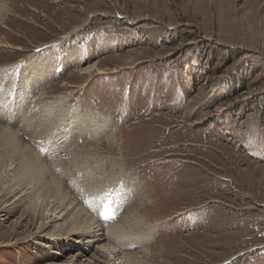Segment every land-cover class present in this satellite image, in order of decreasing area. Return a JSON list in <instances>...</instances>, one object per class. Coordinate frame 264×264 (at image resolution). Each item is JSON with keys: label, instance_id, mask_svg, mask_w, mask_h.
Wrapping results in <instances>:
<instances>
[{"label": "rangeland", "instance_id": "rangeland-1", "mask_svg": "<svg viewBox=\"0 0 264 264\" xmlns=\"http://www.w3.org/2000/svg\"><path fill=\"white\" fill-rule=\"evenodd\" d=\"M0 5V40L12 46L0 43V98L30 115L38 142L19 136L36 151L44 145L40 157L69 197L104 224L148 196L138 211L158 226L144 264H264V0ZM93 61L105 72L86 80L76 71ZM28 68L45 82L21 98ZM61 96L71 110L84 102L108 115L112 131L60 145L61 128L41 105ZM4 175L2 167L0 264L50 263L44 244L55 223L36 240L45 215L11 194ZM105 205L114 218H101Z\"/></svg>", "mask_w": 264, "mask_h": 264}, {"label": "bare ground", "instance_id": "bare-ground-1", "mask_svg": "<svg viewBox=\"0 0 264 264\" xmlns=\"http://www.w3.org/2000/svg\"><path fill=\"white\" fill-rule=\"evenodd\" d=\"M2 10H4V6L0 5V18ZM3 42L5 41L0 40L1 44ZM4 45L11 46L8 42H5ZM100 65L98 61H93L81 66L76 72L80 75H87L88 78L86 80H88L96 74L105 72V69L99 67ZM46 66V63L40 64V68ZM49 67L48 69L58 68L52 62ZM26 71L28 74H25L26 79L23 81L25 90L19 91L21 98L32 92V86L41 85L43 87L45 82V79L35 77L33 70L28 68ZM27 91L28 94H26ZM68 100L67 96H61L58 100L43 101L44 103L41 105L44 120L45 117L49 120L53 116V124L56 122V128H61L62 139L60 145L65 146L66 139L64 136H67L68 139L78 136H85V139L88 137V139H95L96 134L100 133L101 135L112 131L113 127L108 115H102L97 110L91 111L84 102L80 106L78 104L74 110H71ZM4 101V98H0V169L3 167L5 171L4 183L13 182V184L7 183L6 186L10 189V193L16 194L17 192L15 191L19 190L18 194L20 197L24 194L27 195L28 199L31 200L30 206L32 209L34 208L35 211L39 210L45 215L46 221L38 222L35 227L36 230L33 232L34 237H37L36 240L42 238L44 235L42 233L43 230L49 227L51 223H55L53 234L49 238L50 242L44 244L47 251L51 253L49 255L51 258L50 263L47 264H53L56 259L62 257V253L64 254L67 251L65 249H71L72 247H75L74 250L67 252L64 262L61 264H144L146 255L149 252L148 244L150 243L151 245L154 240L158 223L145 222L144 215L139 212L148 208V205L144 203H150L152 200L148 196H144L145 193L137 187L135 197L139 198L137 195H142L143 193L142 196L144 198L140 197V202L133 203L131 209L124 211V215L120 216L123 221L119 218L120 220H118L121 222L114 220L104 223L105 225L99 222L94 218L95 216L93 217L87 211L88 209L79 206L75 198L68 196V192L62 186L58 177L53 176L52 173L50 174L44 161L45 159L42 160L40 157L41 151H38L40 148H44V145L34 144L37 148L36 151L33 146H29L19 136L20 132L24 130L26 135L33 138L36 143L38 142L40 136L37 135L35 127L30 123V115H24L22 113L23 108L21 111L20 108L16 110V104L12 103L10 104L12 108L7 111L5 109L6 105L4 107ZM56 113L59 114L56 115ZM51 122L50 124H52ZM116 140L113 138L114 142ZM49 150V153L52 154L53 148L51 146H49ZM119 160L123 161L122 159ZM13 186L17 188L13 189ZM120 198L125 199L123 192ZM143 204L144 206H142ZM138 209L140 210L138 211ZM0 212H7L4 206L0 207ZM49 212L51 213L48 214ZM123 226L131 230L134 236L131 233L127 237L121 234ZM132 228L135 230H132ZM129 232L125 231V234ZM133 244L135 246L141 245L142 248L133 250Z\"/></svg>", "mask_w": 264, "mask_h": 264}, {"label": "snow or ice", "instance_id": "snow-or-ice-1", "mask_svg": "<svg viewBox=\"0 0 264 264\" xmlns=\"http://www.w3.org/2000/svg\"><path fill=\"white\" fill-rule=\"evenodd\" d=\"M41 151L43 152L45 150L44 149H41ZM85 203L91 205V201H89L88 199H85ZM99 214H100L101 218H103L105 220L114 218V214H110L109 213V210H108V206L107 205L104 206L103 211H101Z\"/></svg>", "mask_w": 264, "mask_h": 264}]
</instances>
